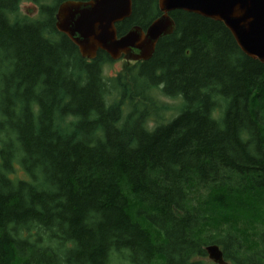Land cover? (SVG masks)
I'll return each instance as SVG.
<instances>
[{
    "label": "trees",
    "instance_id": "1",
    "mask_svg": "<svg viewBox=\"0 0 264 264\" xmlns=\"http://www.w3.org/2000/svg\"><path fill=\"white\" fill-rule=\"evenodd\" d=\"M21 1L0 0V264H216L208 244L264 264V64L173 10L151 58L107 79L106 52L56 30L61 0L30 21ZM160 13L132 0L118 34ZM161 96L181 99L169 120Z\"/></svg>",
    "mask_w": 264,
    "mask_h": 264
},
{
    "label": "water",
    "instance_id": "2",
    "mask_svg": "<svg viewBox=\"0 0 264 264\" xmlns=\"http://www.w3.org/2000/svg\"><path fill=\"white\" fill-rule=\"evenodd\" d=\"M161 12L143 29L133 25L118 34L116 24L129 17L132 0H61L55 11V28L66 35L88 60L104 51L112 60L146 61L159 38L175 29L173 10L195 13L222 22L248 57L264 64V0H157ZM216 264H229L219 245L205 246Z\"/></svg>",
    "mask_w": 264,
    "mask_h": 264
},
{
    "label": "rangeland",
    "instance_id": "3",
    "mask_svg": "<svg viewBox=\"0 0 264 264\" xmlns=\"http://www.w3.org/2000/svg\"><path fill=\"white\" fill-rule=\"evenodd\" d=\"M53 3L54 0H38L37 2L35 0H22L18 5L15 16L19 20H39L42 17L40 4L52 5ZM124 64L125 60L123 58L105 62L102 64V75L107 79H113L115 76L124 72ZM159 99L167 104V111L163 117L165 120H169L180 110L181 99L179 97L161 96ZM152 120L149 122V126L155 124ZM17 174L21 177L25 176L20 169L17 170Z\"/></svg>",
    "mask_w": 264,
    "mask_h": 264
}]
</instances>
